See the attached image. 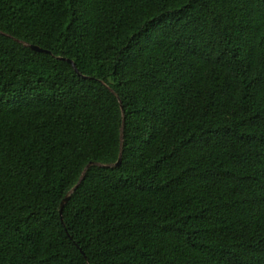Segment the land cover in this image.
I'll return each instance as SVG.
<instances>
[{"label": "trees", "instance_id": "obj_1", "mask_svg": "<svg viewBox=\"0 0 264 264\" xmlns=\"http://www.w3.org/2000/svg\"><path fill=\"white\" fill-rule=\"evenodd\" d=\"M0 264H264V0H0Z\"/></svg>", "mask_w": 264, "mask_h": 264}, {"label": "water", "instance_id": "obj_2", "mask_svg": "<svg viewBox=\"0 0 264 264\" xmlns=\"http://www.w3.org/2000/svg\"><path fill=\"white\" fill-rule=\"evenodd\" d=\"M32 47L34 48V49H36V50H38V51H46V50H44L43 48H41V47H39V46H35V45H32ZM71 62H72V64L75 66V68H76V64H75V62L73 61V60H70ZM77 69V68H76ZM121 161H122V157H120V159H119V161L116 163V165H120L121 164ZM73 191V190H72ZM71 191V192H72ZM70 197H71V194L69 193L65 198H64V200L62 201V203H61V215L63 214V208H64V206H65V204L69 201V199H70ZM62 219H63V215H62Z\"/></svg>", "mask_w": 264, "mask_h": 264}]
</instances>
